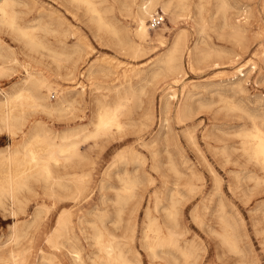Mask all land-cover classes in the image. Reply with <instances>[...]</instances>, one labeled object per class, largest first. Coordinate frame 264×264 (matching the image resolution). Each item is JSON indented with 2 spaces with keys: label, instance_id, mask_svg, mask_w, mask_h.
Masks as SVG:
<instances>
[{
  "label": "rangeland",
  "instance_id": "rangeland-1",
  "mask_svg": "<svg viewBox=\"0 0 264 264\" xmlns=\"http://www.w3.org/2000/svg\"><path fill=\"white\" fill-rule=\"evenodd\" d=\"M20 1L17 9L22 23L49 27L61 23L60 29L68 32L67 40L71 45L79 35L84 38L81 43L84 61L80 63L76 80L62 81L81 103L75 104L73 112L63 110L49 115L39 111L49 126L62 130L82 124L88 127L87 132L91 131L95 126L89 122L97 109L98 97L106 96L107 101H114L116 96L112 89L121 82L134 83V89L128 93L130 100L120 115L125 124L123 130L114 127L80 145L88 156L87 169L91 173L83 195L73 197L76 188L68 174V188L60 192L59 198L50 195L49 185L43 180H32L31 188L21 191L26 200L23 211L11 212L8 200L0 204V247L4 245L0 248V264H81L74 259V253L71 254L73 248L81 250L83 258L90 262V257L98 251L91 221L98 218L88 211H95L97 205L107 207L109 214L102 222H107L105 225L120 235L125 248L140 253L144 264H150L148 251L143 246L147 213L159 215L162 222L169 223L165 208L173 194L177 199L176 227L182 232L180 242L194 243L195 264H264V168L243 151L240 135L253 126L254 118L264 126V0H208L201 15L194 2L190 13L181 16L178 22L158 4L156 12L162 10L165 20L151 27V17H148L146 24L153 38L157 32H163L165 42L154 38L146 43V50L137 55L99 32L84 6L71 0ZM98 1L107 9L106 17L115 21L120 29H134L136 23L120 1L115 5L113 0ZM183 27L186 28L187 45L191 48L198 45L208 55L204 59L197 55L198 62L192 69L187 50H184L180 58L183 72L175 83L166 64L158 60ZM74 31L77 34H73ZM55 36L64 38L65 35H49L53 41ZM0 43L13 49L19 59L13 64L10 75L0 77V90H10L26 75L23 63L29 58L42 60L44 67L53 65L49 51H30L6 27L0 28ZM235 53H238L236 57ZM90 64L96 70L94 77L89 78L88 72L81 76L80 71ZM41 67L33 60L30 69ZM156 68L159 75L153 77ZM174 92L175 96L168 98ZM53 94L51 102L58 100V93ZM188 95V108L179 116L180 105ZM167 98L169 106L166 108ZM15 143L17 139L7 133L1 135L0 154L6 153ZM131 148L140 152L141 160L133 158ZM5 168L0 167V176L1 169ZM125 171L137 174L139 183L135 195L122 204L121 223H116V198L118 192L125 193L121 179ZM189 183L193 185L192 190ZM103 198L104 206L101 204ZM63 210L72 212L71 232L68 231L70 242L64 236L61 238L64 244L56 249L48 242V237ZM134 221L135 239H126L131 235ZM225 222H229L237 235L238 249L230 247L223 239ZM12 252L17 256L13 257ZM173 253L182 260L181 252L174 250Z\"/></svg>",
  "mask_w": 264,
  "mask_h": 264
},
{
  "label": "bare ground",
  "instance_id": "bare-ground-1",
  "mask_svg": "<svg viewBox=\"0 0 264 264\" xmlns=\"http://www.w3.org/2000/svg\"><path fill=\"white\" fill-rule=\"evenodd\" d=\"M71 1L79 6L85 7L86 13L90 15L91 22L97 27L99 32H102L109 38H113L115 40L114 43L118 44L121 48H129L128 51L131 50L135 55L144 52L147 48L146 43L154 38L160 40L162 43L165 42L163 32H157L153 38L146 24V19L156 13L158 4L162 6L165 12L171 14V19L174 22H178L181 16L190 13L194 2H196L198 15L203 13L206 6L205 2H208V0H113L112 4L114 5L116 2L120 1L127 14L131 15L136 23L133 30L128 28L122 30L115 21L106 17L107 9L101 6L100 1ZM18 4H21L20 0H0V28L6 27L13 37L30 51L37 52L41 49L49 51V56L51 57L53 65L48 64L44 67L42 65V60H37L35 58L30 60L29 58L23 63L26 69V75L21 80L15 82L10 90H0V136L7 133L11 138L17 139V143H15L14 146L10 145L6 153L0 154V167H6L5 169H1L0 204L6 203V200H8L12 209L11 212L14 213L19 210L23 211V204L26 203V200L21 196V191H23L24 188L30 189L32 180H43L49 185L51 190L50 195L59 198L60 192L68 188L67 181L69 178L67 179V176L69 174L71 175L70 180L74 183L76 188L73 197H78L86 191L87 182L89 181L91 173L89 169H87L86 159L88 156L82 152L80 145L82 142H86L91 138H97L100 135L108 133L114 127L117 128L118 131L123 130L125 124L121 121L120 115L123 110L126 109L125 107H127L126 105H128L130 100L128 93L134 89V83L129 82L128 84H124L121 82L112 89L116 96L114 101H107L106 96L103 98L98 97L97 109L89 122L95 126L91 131L87 132L88 127L82 124L69 126L62 130H55L53 127L49 126L47 121L38 113L39 111L49 115H53L56 112L60 113L63 110L73 112L75 104L81 101V99L71 91L72 89L67 90L65 88L62 81L76 80L80 63L84 61V48L81 44L84 42V38L79 35L78 40L74 41L71 45L67 40L68 32L60 29L61 23H58V26L55 27H49L40 23H22L20 20L19 8L17 9ZM238 14H240V12H238ZM200 19L202 20L203 18ZM238 28H240L239 25L237 26V33L239 34L240 30ZM40 31H44V34H41ZM61 33L65 35L64 38L55 36L53 41L49 37L50 34L58 35ZM73 34H77V32L74 31ZM55 43L58 44L56 48L53 47ZM187 43L186 28H180L176 32L164 55L158 60L160 63L166 64L169 73L173 75L175 83L179 82L178 77L180 73L183 72L182 67L184 65L182 66L180 63V58L184 50H187L192 69H195V65L198 62L196 58L197 55H202L203 59L208 55L207 52L200 50L198 45L191 48ZM8 47L0 43V77L10 75L14 68L13 64L19 62L18 54ZM237 55L238 53H235V57ZM33 60L42 67L37 70H31L30 66ZM90 65V67L80 71L81 76L82 74L85 76V72H88L89 78L94 77L96 70L92 64ZM238 70L241 72V68ZM154 71L156 72L153 77L159 75L157 68L154 69ZM57 81L59 82L55 84ZM53 92L58 93V100L55 102L50 101V98L53 97H50V95H54ZM175 93L176 92L172 94L168 93L170 94L168 98L174 97ZM189 97L190 95H188L184 103L180 105L178 110L179 116H182L184 108H188L187 100ZM168 98L164 101V106L166 108L169 106ZM78 111H80V108ZM58 118L60 117L58 116ZM253 120L254 123L250 129L240 132V135L243 137V151L249 154L252 159L264 168V126L258 123L256 121L257 119L255 120L254 118ZM131 149L133 151V158L135 160H141L140 152L136 149ZM120 156H122V154H120ZM175 170L177 174H180L178 168H175ZM124 173L125 176L121 179L124 182L123 189L125 193L118 192L116 198V223H121L123 212L122 204H126L130 198L135 195V189L139 183V176L137 174L130 171H125ZM188 185L192 190L193 185L191 183ZM171 196L170 204L165 208V217L167 221L169 220V223L166 224L162 222L159 215H152L150 212L147 213L148 220L146 221L143 235V246L148 251L150 264H195L196 251L194 243L182 244L180 242L182 232L180 233L176 227L178 215L176 209L177 199L175 198V194ZM101 204H105L104 198ZM156 206L158 207V204ZM101 207L102 206L97 205L94 207L95 211H88V214H93L98 218L95 221H91L94 223L93 238L98 249L97 253H95L93 257L91 256V261L88 262L86 258H83L81 255V250L73 248L70 251L71 254L74 253V259L76 258L81 264H144V259L141 257V254L127 250L119 237L120 235H117L110 227L105 225L107 222L105 224L102 222L103 218L108 216L109 212L107 207ZM131 219L135 220L133 218ZM56 222L54 230L48 237V242L56 249H59L64 244L61 238L65 236L67 240L69 239L68 231H70L69 227L72 222V212L68 210L61 211ZM232 230L233 228L231 229L229 222H225V229L222 236L230 247L238 249L237 235L235 236ZM135 234L136 221L132 222L131 235H127L126 239L134 240ZM69 240L68 242H70ZM17 241L20 240H16V242ZM174 250L181 252L182 260H179L177 253H173ZM12 253L13 257L17 256V253ZM240 256L242 255L240 254ZM14 259L16 260V258Z\"/></svg>",
  "mask_w": 264,
  "mask_h": 264
},
{
  "label": "built area",
  "instance_id": "built-area-1",
  "mask_svg": "<svg viewBox=\"0 0 264 264\" xmlns=\"http://www.w3.org/2000/svg\"><path fill=\"white\" fill-rule=\"evenodd\" d=\"M165 20V13L161 11H157L155 14H153L149 20L151 27H156Z\"/></svg>",
  "mask_w": 264,
  "mask_h": 264
}]
</instances>
